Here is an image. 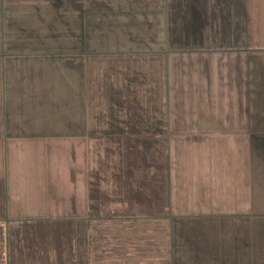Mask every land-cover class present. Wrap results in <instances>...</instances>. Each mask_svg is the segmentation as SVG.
<instances>
[{"label":"crops","instance_id":"0c3cea01","mask_svg":"<svg viewBox=\"0 0 264 264\" xmlns=\"http://www.w3.org/2000/svg\"><path fill=\"white\" fill-rule=\"evenodd\" d=\"M0 264H264V0H0Z\"/></svg>","mask_w":264,"mask_h":264},{"label":"rangeland","instance_id":"374dc122","mask_svg":"<svg viewBox=\"0 0 264 264\" xmlns=\"http://www.w3.org/2000/svg\"><path fill=\"white\" fill-rule=\"evenodd\" d=\"M118 66H115L113 69H112V72H111V74L110 75H112L113 77H114V82L116 83V81H120V83H124V86H128L130 83H128L127 84V81H126V79H129L130 77H129V71L125 68V67H122V69L121 70H118ZM137 68H140V65L139 66H137ZM124 71H125V73H124ZM108 73H109V71H108ZM148 73H149V75H147V74H143V73H141L140 71H138V72H135L134 74H133V78H131L132 80H133V84L132 85H135V83L136 82H139L140 84H141V82H145V84L144 85H148L149 86V90H151L152 89V94H150V97L152 96L155 100H156V98L158 99V93H157V89H156V86L157 85H155L154 83H153V80H154V77H152L151 76V74H150V72L148 71ZM148 76V77H147ZM147 78H148V80H147ZM124 80V81H123ZM120 86H122V85H120ZM151 86V87H150ZM157 93V94H154V93ZM148 96H149V94H148ZM153 98L151 99V100H153ZM155 107H157V108H159L160 106H159V103H157V104H155ZM141 112V111H140ZM152 113V111H150V109H149V114L150 115H152L151 113ZM156 113V116H158V114H157V112H155Z\"/></svg>","mask_w":264,"mask_h":264}]
</instances>
